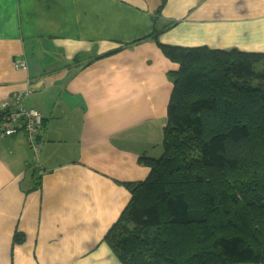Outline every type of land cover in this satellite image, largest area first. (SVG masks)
<instances>
[{"label":"crops","instance_id":"0c3cea01","mask_svg":"<svg viewBox=\"0 0 264 264\" xmlns=\"http://www.w3.org/2000/svg\"><path fill=\"white\" fill-rule=\"evenodd\" d=\"M160 2L0 0V108L42 116L37 153L0 120V264H118L102 239L162 152L177 69L146 37L264 53V0H166L154 24Z\"/></svg>","mask_w":264,"mask_h":264},{"label":"trees","instance_id":"16d2710c","mask_svg":"<svg viewBox=\"0 0 264 264\" xmlns=\"http://www.w3.org/2000/svg\"><path fill=\"white\" fill-rule=\"evenodd\" d=\"M173 25L146 37L177 68L162 152L102 243L118 264H264V53L160 43Z\"/></svg>","mask_w":264,"mask_h":264},{"label":"built area","instance_id":"2783aa9c","mask_svg":"<svg viewBox=\"0 0 264 264\" xmlns=\"http://www.w3.org/2000/svg\"><path fill=\"white\" fill-rule=\"evenodd\" d=\"M15 65L18 69L24 70L26 68V61L23 57L18 58L15 61ZM13 100L17 105V109L10 110V104L8 101H4L1 108L9 110L6 117H4L5 123L13 124L18 129L26 133L29 148L32 152H38V136L41 130L42 116L34 109H25L22 106L21 95H14ZM8 134L12 133V130L6 131Z\"/></svg>","mask_w":264,"mask_h":264},{"label":"rangeland","instance_id":"374dc122","mask_svg":"<svg viewBox=\"0 0 264 264\" xmlns=\"http://www.w3.org/2000/svg\"><path fill=\"white\" fill-rule=\"evenodd\" d=\"M5 125H6V126H11V125H13V124H10V123L7 124V123H5ZM157 156H158V155H156L155 158H158ZM159 156H160V155H159Z\"/></svg>","mask_w":264,"mask_h":264}]
</instances>
